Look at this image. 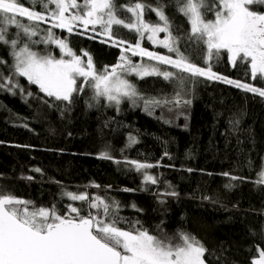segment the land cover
I'll return each mask as SVG.
<instances>
[{"label": "trees", "instance_id": "obj_1", "mask_svg": "<svg viewBox=\"0 0 264 264\" xmlns=\"http://www.w3.org/2000/svg\"><path fill=\"white\" fill-rule=\"evenodd\" d=\"M20 2L30 6L26 0ZM136 2L115 0L118 9ZM139 2L153 8L164 4L173 34L181 37V51L193 63L205 66L206 49L188 42L190 24L177 11L175 0ZM35 10L42 9L37 5ZM253 10L264 11V6L254 5ZM118 15L126 20L130 16L126 11ZM206 18L214 17L207 13ZM144 19L150 23L158 20L148 7ZM42 25L45 23H40L41 29H47ZM53 31L56 37L67 39L76 54L88 52L98 71L118 62L120 48L102 42L104 38L98 34ZM43 34L32 39L39 40ZM113 34L133 44L138 39L122 26H114ZM14 35L9 32V38ZM142 46L165 51L147 40V34ZM32 47L41 54L61 55L53 44ZM10 52L9 45L0 43V59L6 61L0 64V84L8 83L3 77L12 76V82H18L24 91L0 88V189L38 207L55 204L61 213L69 203L82 204L70 201L63 195L65 191L117 201L119 215L129 222L121 227L139 221L136 226L142 225L153 235L191 233L209 250L206 264H252L258 257L257 247L264 249V183H257L264 171V97L200 77L183 93L191 101L185 104L187 113L174 104L146 110L144 99L171 101L180 90L175 82L148 76L135 80L144 98L135 103L126 98L118 108L104 98L97 103L91 99L92 90L85 88L67 107L64 102L53 103L26 78L13 75ZM212 64L218 74L264 88V80L253 81L240 64L233 67L226 53ZM130 135L137 143L129 145ZM104 152L112 159L102 158ZM126 160L158 164L146 170L158 182L146 183L144 172ZM37 168L41 171H35ZM172 191L178 195L166 194Z\"/></svg>", "mask_w": 264, "mask_h": 264}, {"label": "snow or ice", "instance_id": "obj_2", "mask_svg": "<svg viewBox=\"0 0 264 264\" xmlns=\"http://www.w3.org/2000/svg\"><path fill=\"white\" fill-rule=\"evenodd\" d=\"M26 3L30 6H25L20 0H0V43L11 48L13 75L24 77L29 84L38 86L41 93L53 99V103L64 102L70 107L74 96L83 93L85 88L92 90L91 99L97 103L101 98L117 108L125 98L135 103L136 99L144 98L136 85L126 78L130 74L141 79L161 76L179 86L174 100L144 99L146 110L150 106L191 103L183 99V93L188 90L189 83L194 85L200 77L264 97V88L218 74L213 71L212 64L214 59L219 61L222 53H226L233 67L240 64L246 68V75L250 73L253 81L264 80V11L253 10L254 5L264 6V0H175L177 11L190 24L188 42L203 45L206 49L204 67L193 63L181 51V37L173 34L164 4L153 8L138 0L118 9L115 0H82V3L78 0H26ZM37 5L41 11L35 10ZM146 7L155 12L156 23L145 21ZM125 11L130 14L127 20L118 15ZM207 13H212L214 18L207 19ZM19 18H26L29 23H22ZM41 22L50 24V27L41 29ZM10 26L19 30L14 38H9ZM114 26L136 33L138 39L133 44L119 38L113 34ZM80 28L90 30L104 38L102 42L120 48L118 62L98 71L88 52L76 54L67 39L56 37L53 31L64 29L72 34ZM41 32L44 34L39 40L32 39ZM161 33L165 34L163 39L160 38ZM146 34L147 40L161 45L169 54L143 47ZM41 43L56 45L60 57L34 51L32 45ZM135 56L141 58L140 63L133 62L131 57ZM145 57L157 63H145ZM2 63L6 61L0 59ZM159 65L170 66L173 70L161 71ZM3 78L8 83L0 84V88L24 91L18 82H12V76ZM28 95L33 93L28 92ZM43 102L47 103V100ZM135 143L136 138L130 135L129 145ZM101 156L112 159L107 152L101 153ZM125 163L143 171L146 183L158 182L146 171L158 164L136 160H126ZM35 171L41 170L37 168ZM257 183H264V171H261ZM166 194L178 195L175 191ZM63 195L70 201L82 202L81 207L69 203L66 211L61 213L55 204L38 207L32 201L0 189V264H206L205 254L209 250L191 233L181 230L172 235H153L142 225L136 226L139 221L127 228L121 227L122 223L129 222L119 215V202H109L87 192L65 191ZM257 250L258 257L253 259L252 264H264V249L257 247Z\"/></svg>", "mask_w": 264, "mask_h": 264}, {"label": "rangeland", "instance_id": "obj_3", "mask_svg": "<svg viewBox=\"0 0 264 264\" xmlns=\"http://www.w3.org/2000/svg\"><path fill=\"white\" fill-rule=\"evenodd\" d=\"M78 3H82V0H78ZM20 19V18H19ZM43 27H49L50 26V24H45V25H42ZM89 28H91V26H89ZM19 30L17 29V28H15L14 26H10L9 27V29H8V32H13L14 34L16 33V32H18ZM79 31H81V32H84L85 30L83 29V28H80L77 32H79ZM86 31H90V30H86ZM74 32H76V31H74ZM100 32V28H99V26H97V33H99ZM164 33H161L160 34V38L161 39H163V37H164ZM54 45V44H53ZM158 46H161V45H158ZM152 51V50H151ZM156 52H158V51H156ZM161 54H169L168 53V50L167 49H165V51H163ZM131 55V54H130ZM174 55V54H173ZM131 59L133 60V62L134 63H140L141 62V58L140 57H138V56H135V57H131ZM143 62H145V63H152V64H156L157 62H154V61H148V59L145 57V58H143ZM13 63H14V59H13ZM12 63V64H13ZM159 67H160V69H161V71H164V70H173V69H171V67L170 66H164V65H159ZM201 67H204V66H201ZM214 71V70H213ZM214 72H216V71H214ZM217 73V72H216ZM126 78L130 81V82H132L133 84H135V80L136 79H138V78H140V77H138V76H136L135 74H130V75H127L126 76ZM183 99L184 100H186V98H184L183 97ZM124 100V99H123ZM122 100V101H123ZM131 102H133L132 100H130ZM121 104V103H120ZM178 110H180V111H182L181 113H187V109L185 108V104L184 103H181L179 106H178V108H177ZM182 117H185L183 114H182ZM181 126H183L182 124H181Z\"/></svg>", "mask_w": 264, "mask_h": 264}]
</instances>
